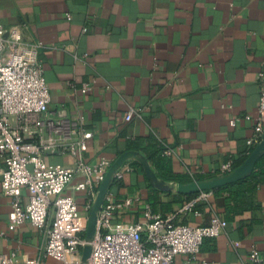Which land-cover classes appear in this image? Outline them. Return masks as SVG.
<instances>
[{
  "label": "crops",
  "instance_id": "crops-1",
  "mask_svg": "<svg viewBox=\"0 0 264 264\" xmlns=\"http://www.w3.org/2000/svg\"><path fill=\"white\" fill-rule=\"evenodd\" d=\"M0 24L22 25L25 38L39 42L50 117L59 119L63 109L70 120L83 117L93 132L85 161L106 156L118 169L130 167L107 187L122 204L114 221L141 222L153 214L205 225L219 215L226 230L205 238L189 264H257L249 259L253 244L264 258V182L254 191L234 189L232 211L225 206L228 193L217 189L223 185L205 188L234 173L255 150L264 154L247 142L264 70V0H0ZM86 82L92 88L84 92ZM131 109L141 115L127 120ZM156 144L172 152L155 153ZM246 154L239 166L224 169ZM44 158L74 166L78 153L46 151ZM81 181L76 175L66 193L89 219L91 195L75 187ZM28 199L24 189L22 202ZM11 209V197L2 196L0 252L38 257L45 229L26 221L10 230ZM187 260L178 254L174 264Z\"/></svg>",
  "mask_w": 264,
  "mask_h": 264
},
{
  "label": "built area",
  "instance_id": "built-area-1",
  "mask_svg": "<svg viewBox=\"0 0 264 264\" xmlns=\"http://www.w3.org/2000/svg\"><path fill=\"white\" fill-rule=\"evenodd\" d=\"M39 46L38 41L25 38L22 25L0 24V154L4 160V166H0V198L11 197L10 230L29 221L46 231L38 257L21 260L14 252H0V264H50L46 261L49 257L57 260L56 264H82L88 219L81 214L76 197L67 194L66 189L76 175L83 176L75 187L91 195L86 205L90 212L112 163L106 156L96 163L85 161L84 152L93 132L83 125V117L70 120L63 109L57 112L59 119L50 117L51 94ZM258 83L260 102L247 140L252 147L264 136V70L258 73ZM91 88L92 84L86 82L82 90ZM136 115H141V109H131L126 119ZM245 117L252 118L250 114ZM237 120L232 118L230 123L235 125ZM46 151H70L78 153V159L74 166L47 163ZM171 152L172 148L164 149L165 154ZM223 167L229 171L232 163ZM129 169L116 170L113 179H121ZM24 189L29 196L26 203L22 202ZM209 195L205 192L202 197ZM120 205L112 192L106 193L87 264H174L178 254L187 255L185 264H189L197 257L204 239L218 236L227 226L219 215L205 225L176 223L172 216L153 214L141 222L114 221ZM249 259L264 264L255 244L250 247Z\"/></svg>",
  "mask_w": 264,
  "mask_h": 264
},
{
  "label": "water",
  "instance_id": "water-1",
  "mask_svg": "<svg viewBox=\"0 0 264 264\" xmlns=\"http://www.w3.org/2000/svg\"><path fill=\"white\" fill-rule=\"evenodd\" d=\"M259 146L264 148V136L262 140L260 141V143H258L257 147ZM258 157L259 155L257 154V150H255L252 153V155L240 167H238L234 173L226 177H223L221 179L214 180L209 185L205 186V188H210V187H214L218 185H224V184L237 180L238 178L242 177L244 173L253 170L255 162L257 161ZM116 170H118V163L114 162L109 168L104 181L101 183L97 197L89 212V219H88V225H87V230H86L87 243L83 247L82 264H87V260L90 257L91 250H92L91 241L93 240L95 232H96L98 211L100 209L101 204L103 203L106 193L108 192L107 187L109 183L113 180V175Z\"/></svg>",
  "mask_w": 264,
  "mask_h": 264
},
{
  "label": "trees",
  "instance_id": "trees-1",
  "mask_svg": "<svg viewBox=\"0 0 264 264\" xmlns=\"http://www.w3.org/2000/svg\"><path fill=\"white\" fill-rule=\"evenodd\" d=\"M164 149L165 147H163L162 145H155L153 146V152H157L159 154H164ZM248 157V155H244V157L236 162V163H232L233 167H237L239 166L246 158ZM264 182V154H262L259 159L256 161L255 164V169L252 171V173H250L248 176H245L237 181L231 182L229 184L223 185L218 187L217 189L219 191H226L228 193V195L226 196V209L229 211L231 210L230 207V200L232 198H237L238 197V193H235L234 189H243L245 187V189H251L252 191H254L257 187V184ZM234 212H237L234 211Z\"/></svg>",
  "mask_w": 264,
  "mask_h": 264
}]
</instances>
